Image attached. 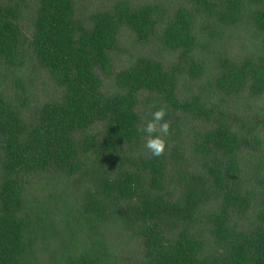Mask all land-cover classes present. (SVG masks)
<instances>
[{"label":"trees","instance_id":"obj_1","mask_svg":"<svg viewBox=\"0 0 264 264\" xmlns=\"http://www.w3.org/2000/svg\"><path fill=\"white\" fill-rule=\"evenodd\" d=\"M0 264H264V0H0Z\"/></svg>","mask_w":264,"mask_h":264},{"label":"clouds","instance_id":"obj_2","mask_svg":"<svg viewBox=\"0 0 264 264\" xmlns=\"http://www.w3.org/2000/svg\"><path fill=\"white\" fill-rule=\"evenodd\" d=\"M168 114L166 106H161L152 113V119L138 127L142 138H146L145 147L154 157H162L167 150V137L170 134V122L165 119Z\"/></svg>","mask_w":264,"mask_h":264}]
</instances>
